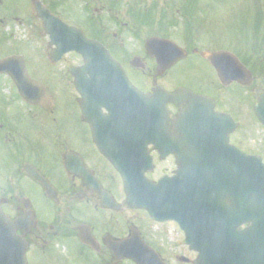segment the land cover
Returning <instances> with one entry per match:
<instances>
[{"label":"flooded vegetation","instance_id":"af4514ba","mask_svg":"<svg viewBox=\"0 0 264 264\" xmlns=\"http://www.w3.org/2000/svg\"><path fill=\"white\" fill-rule=\"evenodd\" d=\"M40 1L70 24L56 11L60 6ZM246 7H253L255 16L264 3ZM256 17L251 35L235 41L215 36L211 28L205 36L199 30L202 21L182 15L144 24L167 22L173 29L161 33H141L136 23L125 30L131 23L117 19L86 21V35L109 50L149 103L158 88L170 94L184 90L176 102H166V97L153 102L159 124L151 126L149 104L135 103L127 86H103L95 100L92 90L82 87L80 96L71 68L83 66V59L69 54L53 62L49 44L45 51L33 45L37 32L47 38L34 0H0V48L9 50L0 60L22 57L31 79L45 89L31 103L10 74L0 75V210L26 243L27 264H197L201 251L187 242L179 223L156 221L127 203L122 174L103 151L119 165L145 171L132 175L136 180L145 178L153 186L165 181L162 192L178 196L176 208L192 227V242L206 245V258L212 259L215 221L228 220L230 213L229 200L226 215L213 202L215 195L231 193V151L264 162V138L254 132L256 126L264 132L254 109V92H264V37L259 31L264 19ZM17 29L29 43L15 39ZM154 38L176 44L151 49L167 52L160 59L173 62L158 78L159 59L149 49ZM175 46L183 50L180 55ZM70 56L80 62L69 61ZM109 90L114 102L106 99ZM188 96L195 97L190 102ZM191 107L199 115L197 130L206 134L194 130L188 143L181 116ZM240 186L238 182V193ZM233 211L239 219L240 212Z\"/></svg>","mask_w":264,"mask_h":264},{"label":"water","instance_id":"95a60500","mask_svg":"<svg viewBox=\"0 0 264 264\" xmlns=\"http://www.w3.org/2000/svg\"><path fill=\"white\" fill-rule=\"evenodd\" d=\"M35 4L38 15L45 23V34H49L51 37L50 45L55 46L52 53L53 60L58 61L64 54L72 51L79 53L84 58V67L71 70L76 78V87L79 93H81V83L85 87L99 92V87L102 85H120L115 82V79L127 80L125 72L101 44L89 40L82 31L68 27L60 19L54 18L41 3L35 2ZM157 41L160 40H151L149 47H153ZM155 54L160 56V53L156 52ZM16 61L20 63V66L15 64ZM170 66V61L166 64L160 60V69L156 77L163 74ZM0 73H10L17 82L21 95L31 103L38 102L39 96L42 97L45 94L43 87L31 81L24 62L20 58L1 61ZM87 78L94 80L88 81ZM99 82H103V84ZM124 84L131 87L129 82ZM34 86L38 87V90L34 89ZM183 91L180 90L171 95L158 89L155 90L154 97H149V99L153 103V101H162L166 97V102H176L183 95ZM140 97L142 98V96ZM188 97L191 102L195 96ZM255 98L258 100L255 107L257 115L264 122V95L260 91H256ZM154 114L155 109L152 107L150 116L152 117ZM198 116L192 107L182 114V133L189 136L184 140L185 142L190 143L194 130H197L196 119ZM153 120L155 122H151V126H158L159 122L155 115ZM197 132L206 134V130H197ZM116 166L124 176L128 196L127 203L131 207L147 209L157 220H176L186 230H190L191 225L183 218V213L181 214L176 209L178 196L173 192L163 193V182L158 186H153L144 181V188L141 186L139 188L136 186L137 180L132 178V175L135 174L132 168L117 163ZM229 180L230 195L225 198L214 196V209L218 208L226 215L228 213L226 199L230 201V213L227 216L228 220L219 221L218 218L212 229L214 238L212 264H264V164L257 158L231 151ZM238 182L241 184L240 193L237 189ZM233 208L240 212L239 219L234 215ZM185 213H190V211ZM245 223H249L250 227L245 231H240L239 227ZM26 246L23 239L16 233L15 223L5 217L0 210V264H27ZM201 248L203 252L198 264H206L205 245H202Z\"/></svg>","mask_w":264,"mask_h":264},{"label":"rangeland","instance_id":"374dc122","mask_svg":"<svg viewBox=\"0 0 264 264\" xmlns=\"http://www.w3.org/2000/svg\"><path fill=\"white\" fill-rule=\"evenodd\" d=\"M258 0H45L46 3H55L60 6L56 11L59 12L68 23L86 28V21L93 19L95 22L107 23L110 20L117 19L122 23L138 24L137 28L143 32H172L164 22L162 26L158 23L146 26L148 22L166 21L168 19H179L182 16H189L197 21H202L200 31L204 33L213 29L214 35L229 41H235L240 38H247L253 31L254 20L256 16L264 19V10L258 12L255 16L253 7H246ZM264 3V0H259ZM59 4V5H58ZM57 8V7H56ZM178 10L184 11V13ZM243 13L245 15H243ZM111 29V28H110ZM264 21L259 22L260 35L264 37ZM176 31V30H175ZM179 31V30H177ZM180 31L183 28L180 27ZM174 33V32H173ZM15 39L22 43H29L30 38L17 29ZM33 45L45 51L49 44V39L42 37L39 32L33 36ZM9 50L0 48V55ZM79 61L74 56L69 57V61ZM189 75L187 71L181 77ZM5 93H9V87H5ZM51 92L54 93L53 87ZM72 90V89H71ZM73 94L75 92L72 90ZM257 137L264 138V132L261 127H254Z\"/></svg>","mask_w":264,"mask_h":264}]
</instances>
